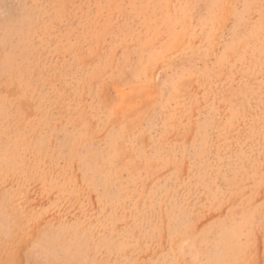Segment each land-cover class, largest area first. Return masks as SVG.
<instances>
[{"label":"rangeland","instance_id":"rangeland-1","mask_svg":"<svg viewBox=\"0 0 264 264\" xmlns=\"http://www.w3.org/2000/svg\"><path fill=\"white\" fill-rule=\"evenodd\" d=\"M0 264H264V0H0Z\"/></svg>","mask_w":264,"mask_h":264}]
</instances>
